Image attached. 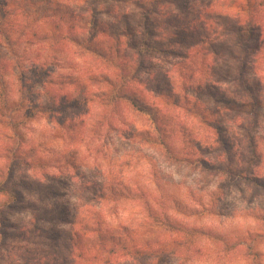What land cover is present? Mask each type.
Instances as JSON below:
<instances>
[{
  "label": "rangeland",
  "instance_id": "obj_1",
  "mask_svg": "<svg viewBox=\"0 0 264 264\" xmlns=\"http://www.w3.org/2000/svg\"><path fill=\"white\" fill-rule=\"evenodd\" d=\"M148 2L0 0V183L24 196L2 264H77L100 240L151 253L109 264H264V0Z\"/></svg>",
  "mask_w": 264,
  "mask_h": 264
},
{
  "label": "trees",
  "instance_id": "obj_2",
  "mask_svg": "<svg viewBox=\"0 0 264 264\" xmlns=\"http://www.w3.org/2000/svg\"><path fill=\"white\" fill-rule=\"evenodd\" d=\"M149 0H141V6H140V9H142L143 11H145V7L147 6V4H149L148 2ZM141 18L147 22L149 19H150V13L147 12V14L145 12H143L141 14ZM144 22V24H145ZM145 28V26H144ZM147 30V28H146ZM146 34V32L144 31V35ZM186 36L184 38L181 39V41L184 43H187V40L185 39ZM193 38V37H192ZM133 43V46L135 47V49L137 51H141V53L143 52H146L148 51L147 53L149 52H154V53H159V52H164L163 50L159 49V48H156L155 45L151 44V42L149 41V39L147 38V36L145 37V39H143V41L137 45L135 44L134 41H132ZM156 43V42H155ZM171 44H174V45H177L178 42H172ZM144 50V51H142ZM156 89V88H155ZM159 90V89H158ZM172 93V92H170ZM163 95H165L161 90H159V94H158V97H159V105L161 107V103L163 102ZM5 99V97H4ZM179 100V99H177ZM132 102V105L133 107L138 111L140 112L141 114L145 115L146 117H148V120L150 122V125L153 126V130L156 132V134H158V136L160 137V143L159 145L162 146V149L165 150V152L167 154H169L172 158L174 157H177L176 155V150L174 147H176V145H178V141H180L178 138H176L174 136V132L169 128L168 126V122L165 121V116L162 115L160 113V110H159V107H152V106H141L140 104H138L135 100H131ZM164 103V102H163ZM4 105H7V100H4ZM189 104V103H188ZM202 117V116H201ZM204 123V121H203ZM146 136H148V139H147V143H150V144H153V138L154 136L151 135V133H147ZM174 141L176 143V145H174ZM181 142V141H180ZM183 143V142H182ZM173 144V145H172ZM154 145V144H153ZM3 146H0V154H2L4 157L5 155L7 154H3L1 152H7V149L6 148H2ZM178 152V151H177ZM200 163L202 164H205L204 160H201ZM13 183V181H12ZM24 187H28L30 186L29 184H26V183H23L22 184ZM15 184L12 185V187L15 188ZM0 190H1V193L2 194H5L8 198L6 200H4L3 202H0V227H4L8 222V220L4 217V210L7 208V209H13V208H16L18 207V205H20L21 203H23L24 201V196L21 195L20 193L18 192H15V191H10L9 188L5 185V183H0ZM94 195L98 196L94 191H92ZM117 193V192H115ZM120 193H118L119 195ZM100 199H103L105 200V197H106V193L104 191H99V196ZM100 215V214H99ZM49 216H51V221H57L59 216L57 217L56 215H52L50 214ZM57 217V218H55ZM79 222L80 221V218L78 217L76 219V222ZM31 224L33 226V231L30 232V235L31 233H40V236H42V229L38 224H35L34 222L31 221ZM97 224V228H93V227H88V228H84L85 231L87 232H94V233H98V236L97 237H100L102 233H99V230H98V225H100V222H96ZM23 230H25L24 228L21 229V230H17V236L16 238H22L24 241L26 242H31V240L28 239V232H24ZM4 230H2L0 228V264H2V261H4V252L6 251V246H7V239L8 237L6 236L5 237V232H2ZM68 237H67V240L70 244H72L73 246V249H70L72 250V256L74 258V254L76 255V246L75 244L78 243V238L80 237L79 234H77L76 232H72L70 234H66ZM100 243L99 244H102V245H105V243H109L110 242H107V240H100L99 241ZM104 243V244H103ZM109 244H106L105 246L103 247H99V250L100 252L98 254H100V256L96 257L94 256L95 254L93 252H95L96 250H94L95 248H92V251L91 253H89V251H87V256H85V254H83V256L81 257L80 254L81 252L79 253V259L80 260V263L77 262L76 259H74L77 264H81L82 261L86 258L87 259V262H85L84 264H109L108 262L106 263L105 262V258L103 257L102 253H108L109 254V260H120L122 258H126L127 256H130L129 254H131L132 258H135L137 255H139L138 257L141 258L142 255L143 256H149L151 255V253L148 254V252H145L144 250H142L141 246L137 245L138 247H134L132 251L128 250V249H125V247L121 246V243L120 241H115V248H112L110 249V245ZM141 248V249H140ZM91 254V256H90ZM21 258H18L19 260L16 261V262H12V263H9V264H53V262L51 261H47L45 259V257H42L38 263H37V257L33 256V257H29V255L27 254H21L20 255ZM85 257V258H83ZM103 257V258H102ZM76 264V263H75Z\"/></svg>",
  "mask_w": 264,
  "mask_h": 264
}]
</instances>
